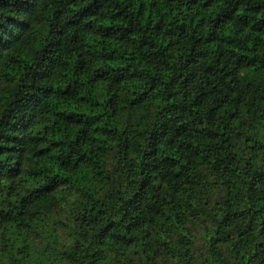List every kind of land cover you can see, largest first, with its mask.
Instances as JSON below:
<instances>
[{
    "label": "trees",
    "instance_id": "obj_1",
    "mask_svg": "<svg viewBox=\"0 0 264 264\" xmlns=\"http://www.w3.org/2000/svg\"><path fill=\"white\" fill-rule=\"evenodd\" d=\"M0 264H264V0H0Z\"/></svg>",
    "mask_w": 264,
    "mask_h": 264
}]
</instances>
